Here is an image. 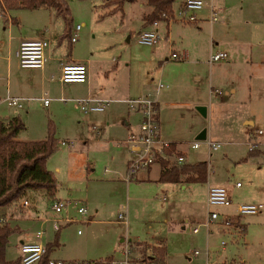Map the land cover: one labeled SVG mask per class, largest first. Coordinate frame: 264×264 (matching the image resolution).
<instances>
[{
  "label": "crops",
  "instance_id": "crops-1",
  "mask_svg": "<svg viewBox=\"0 0 264 264\" xmlns=\"http://www.w3.org/2000/svg\"><path fill=\"white\" fill-rule=\"evenodd\" d=\"M138 1L127 2L131 5L130 8L124 4L123 9L118 11L121 14L120 23L111 20L113 21L112 28L100 32L98 38L95 33L90 36L86 35L85 31L81 32L85 22L79 24L80 28L76 31L74 29L78 24L71 25L70 37H63L65 31L64 21L60 25L57 20L59 16L55 14L54 10L43 6L27 9V11L35 13L32 17L36 19V29L32 30L20 25L17 28L18 33L15 34L12 33L14 30L12 23L17 24L18 19L11 17L9 14L11 10L4 9L1 14L7 16L11 28L6 38L0 40V59L2 61L0 64V82L5 86L4 91L0 92V103L5 104L10 110L6 111L5 108L0 120L6 121L16 115L22 118L20 115L22 111L25 113L23 114L24 117L29 118L34 109L41 107L47 111L46 118L50 119V117L60 113L62 120L69 122L71 120L70 114L75 110L79 113V116L76 118L78 121H73V123L77 131L80 132L79 135L84 132V138L88 137L92 141L108 144L109 146L112 142L117 147L122 148V145L126 144L125 138L128 133L137 129L142 116L139 109L130 108L126 101L148 97L156 101L155 118L162 129V136L172 142V148L184 156V162L186 163H189L187 152L181 148L178 134L173 131L164 132L162 128L161 113H165L167 108L177 109L178 107L191 106L193 111H196L194 110L195 106L202 107V110L197 108V113L203 118L208 116L210 121L213 120L216 112H220L221 117L217 119L221 120L219 129L223 134L244 133L249 136V140L250 137H254V141H248V151L252 146L259 149L257 147L259 142L255 138L257 135L262 134L261 129L257 128V119H264V0H203L204 6L196 12L197 20L195 22H158L157 29L162 35V39L155 45H147L148 48L142 56L132 54L131 34L137 35L141 30L153 28L152 24H144L142 17L146 11H142L131 24L126 21L125 24L123 22L126 12L132 11V5L138 3ZM182 2L183 0H175L174 9H178ZM138 5L144 7V0ZM211 8L217 12L215 21H210ZM16 10L25 9L19 8ZM41 19L43 22H41ZM74 32L77 39L71 42L70 38ZM126 34L129 35L126 43H124L121 39ZM29 38H44L48 41V46L45 49V64L42 69L21 68L19 66L15 52L19 42L22 39ZM216 51L227 52L228 58L210 61V54ZM173 52L183 53L185 55L184 59L175 61L171 58ZM168 59L172 61L174 68L167 69ZM63 63L86 64V81H60V66ZM144 67L147 69L146 72H144ZM166 69L168 70L167 75ZM178 69H184V71L173 74ZM158 82H161L162 86L157 90ZM163 82L165 83L163 84ZM7 95L22 98L20 101L21 106L9 105L5 101ZM41 97L49 98L47 105H44L43 101L39 99ZM86 97L110 101L101 111L85 113L75 99ZM229 118H231L230 121H228ZM22 119L25 122L28 120ZM40 129H43L42 125ZM188 130L191 135L195 136V139L202 140L206 146L207 140L223 143L216 139L212 125L203 128L202 125L195 124L191 125ZM202 131L205 132V138L199 139L198 136ZM64 144L62 143V145ZM192 144L191 149L200 147V143L197 148H192ZM125 148L130 154L127 145ZM259 150L261 151V149ZM210 152L212 151H208V153ZM117 153L122 156L120 160H124L127 171L131 158L128 153L127 155L120 151H117ZM200 161L206 162L203 159H198L195 162ZM160 170L161 165L158 162L145 168L135 169L129 178H126L125 174H120L117 171L113 172L115 174L114 179L126 181L124 185L127 202L125 206H122L124 209L121 208L117 214L115 219L117 224L127 227L128 217L134 213V207L131 206L130 201L132 198H136V195L130 197V191L144 192L151 189L150 193L139 195L155 192L157 198L164 201L168 192L170 195V192L174 194L178 191L179 184H181L179 189L182 191H191L193 189L191 184L203 183L206 187L204 194L207 198L208 186L218 184V179L212 171L208 172L205 182L170 183L159 180ZM114 179L113 181H115ZM30 193L27 192L17 203L13 202L0 207V224L8 222L11 225H17L19 227L18 233L21 234L24 233V229L18 222L22 219L44 223L53 221L58 217L53 212L51 205H49V208L54 215L50 216V219L46 215V211H39L38 207L40 206ZM57 193L56 188L52 196L47 195L45 192L40 194L41 198L53 202L56 199H61L57 197ZM24 200L27 201V205L22 204ZM76 201L85 206L87 214L79 215L74 208H69L68 213L76 218L74 222H92L94 216L98 213L97 208L94 209V212H89L85 202ZM161 206L162 210L163 208L166 209L163 205ZM169 206L171 207L172 203L168 204L167 208ZM23 215L25 216L23 217ZM119 215L124 216L126 223L122 221L123 218ZM236 221L237 223L225 226L226 229L223 230L234 227L242 230L240 220ZM68 224L70 223L62 224L60 229L55 231L52 223L54 235L58 232V245L53 247L52 251L61 246L59 232ZM41 231H43L42 236L37 238L35 233L32 241L43 243L42 240L46 230L42 229ZM77 234L81 235L82 232L77 230ZM136 238V241H133L126 235L119 234L117 239L113 241L112 247L103 251L101 249L99 251L98 249L90 251L85 249L80 250L72 257L61 259L52 256L51 251L50 258L68 262L103 261L128 240L129 242L132 241V247L136 250H138L135 248L137 245L140 247L147 246L146 255L150 259V264L156 263L152 261L153 254L150 247L165 246L163 240L139 241V238ZM26 240L21 239L19 241L18 256L20 255V246Z\"/></svg>",
  "mask_w": 264,
  "mask_h": 264
},
{
  "label": "rangeland",
  "instance_id": "rangeland-1",
  "mask_svg": "<svg viewBox=\"0 0 264 264\" xmlns=\"http://www.w3.org/2000/svg\"><path fill=\"white\" fill-rule=\"evenodd\" d=\"M106 1L66 0L72 25L85 22L81 32L85 31V34L90 36L95 33L98 38L100 32L112 28L113 21L120 23L121 14L119 12L115 15L113 13L102 16L114 7V5L104 6ZM141 1L139 0L138 3L132 5V11L126 12L123 19L124 24L125 21L131 24L142 11L149 9L145 5V1L144 7H139L138 4ZM125 6L130 8L131 5L125 3ZM9 14L18 19L17 24L12 23L14 28L12 33H18L17 28L20 25L32 30L36 29V19L32 17L35 14L33 11L15 9L11 10ZM57 20L60 25L63 24L61 17H58ZM41 22H43L42 19ZM10 28L11 23L8 22L7 16L0 12V40L6 38ZM128 35L126 34L121 41L126 43ZM131 43L133 44L132 54L135 53L138 56H142L148 48L147 45L137 41L136 34H131ZM1 62L0 59V64ZM167 62V69L174 68L170 59ZM167 69L166 75L168 74ZM146 70L144 67V72ZM183 71L184 69H178L173 74ZM162 78L164 77L162 76ZM4 89L5 86L0 82V92ZM5 108L8 111L9 108L0 103V116L4 113ZM197 108L196 106L194 108L196 111H193L191 106L165 109V113H161L162 128L164 132L173 131L178 134L181 148L187 152L189 163L198 159L207 162L208 172H214L218 179V185L225 187L227 196L232 200L233 205L208 207L204 194L206 187L203 183L191 184L193 187L191 191H182L179 189L181 186L179 184L178 187L176 186L178 191L174 194L170 192V195L168 192L164 201L159 200L154 194L155 192L139 195L150 193L151 189L144 192L130 191L129 196L136 195V198H132L130 201L131 206L134 207V213L129 215L127 227L117 224L115 220L118 212L127 202L124 185L126 181H117L113 177L115 176L114 171L125 174L127 177L124 160H120L122 156L117 153L120 151L127 155L126 144L122 145L121 148L111 142V147L108 144L92 141L88 137L84 138V132L79 135L80 132L77 131L73 123V121H78L76 118L79 116L75 110L71 112L69 122L62 120L60 113L50 117L56 127L55 135L58 146L46 160V167L55 173L57 197L83 201L86 203L89 212H94L96 208L98 210L93 218V223L77 221L63 227L59 232L61 246L52 251V256L61 259L72 257L80 250L85 249L87 251L93 249L103 251L112 247L117 235L122 234L133 241H136V237L139 238V241L163 240V244L166 246L165 258L162 262L154 264H206V262L208 264H264V208L256 214L236 216L237 204H264V119H257V128L261 129L262 134L255 138L259 142L257 147L261 149V153L248 157V141H254V137H250L249 140V136L244 133L223 134L219 129L221 120L217 119L221 117L220 112H216L213 120L210 121L208 116L207 118L201 117L197 113ZM46 113V109L39 107L33 110L29 118L26 116L25 118L23 115L25 113L22 111L20 115L28 120L25 122L22 119L26 129L18 135V139L34 138L39 140L44 138L47 134L49 120L46 118ZM222 120L224 121V118ZM230 120L231 118L228 119V121ZM195 124L202 125L203 128L212 125L216 139L223 142L221 147L208 153L204 142L195 139V136L189 133V127ZM41 125L43 129H40ZM207 138L209 137L207 136ZM195 141L200 143V147L191 149V144ZM62 143L65 144L62 145ZM252 148L256 149L253 146ZM128 156L133 157L129 153ZM245 157L247 159L243 160ZM236 182L240 183L239 187L235 186ZM28 192H31V196L37 200L40 206L38 210L46 211V215L50 219V216L54 215L49 208L52 202L41 198L40 193L44 191L36 189ZM170 203L172 206L167 208ZM161 205L166 209L163 208L162 210ZM209 211L214 213V220L213 223L206 226ZM230 214L234 215L235 219L240 220L242 226L245 227L244 231L238 227L223 230L226 229L225 226H228L224 224V218ZM52 223V220L44 223L28 219L20 220L18 224L24 229V233L16 232L9 236L5 251L6 258L9 260L16 259L19 241L28 239L25 242H34L35 240L32 241V239L38 230H46L42 244L45 245L48 241H52L54 239ZM195 227L198 228L197 232H193ZM77 230H80L82 234L78 235ZM222 240L225 241L224 247L221 245ZM133 250L137 255H142L140 251L134 248ZM195 251H197L196 255L194 254Z\"/></svg>",
  "mask_w": 264,
  "mask_h": 264
},
{
  "label": "built area",
  "instance_id": "built-area-1",
  "mask_svg": "<svg viewBox=\"0 0 264 264\" xmlns=\"http://www.w3.org/2000/svg\"><path fill=\"white\" fill-rule=\"evenodd\" d=\"M204 6L203 0H183L182 5L173 13L168 21H179L184 23L195 22L197 20L196 12ZM217 19V12L211 8L210 21ZM157 21L152 23L153 28L144 29L137 33V41L144 45H155L161 39L162 35L157 29ZM80 25H76L74 31L78 30ZM77 35L74 32L71 35V42L76 41ZM48 46V41L44 38H29L22 39L19 42L15 56L21 68L42 69L45 64V49ZM185 55L180 52L171 53V58L175 60L184 59ZM228 58V53L225 51H216L210 54V61H219ZM87 79V66L84 63H63L60 66L59 80L62 82H85ZM162 86L161 82L157 84V90ZM217 91V90H216ZM218 92V91H217ZM47 105L49 98H39ZM22 98L7 95L5 101L9 105L21 106ZM83 112L101 111L105 105L110 101L100 98H80L75 99ZM130 108L139 109L141 112V120L137 125L135 131L129 132L125 138V143L130 154L133 156L127 166V177L129 178L132 172L138 168H145L153 163H158L161 160H171L177 164L185 161L182 154L176 152L172 148V142L162 136L160 125L155 118V103L152 98L144 97L131 99L126 101ZM208 151H215L221 147L220 142L206 141ZM198 142L192 144V148H197ZM236 186L240 183L236 182ZM27 205V201L22 202ZM206 204L210 206H231L232 201L228 198L225 187L218 184H211L208 186ZM51 208L58 216L53 220V228L55 231L60 229L62 224H67L76 221L73 215L68 213L69 208H74L79 215H86L87 209L84 205L76 200H62L56 199L52 202ZM264 208L262 203H241L236 205V216L252 215ZM122 221L126 223L123 215ZM230 216L224 218L225 225H231ZM214 213L209 211L208 221L205 223L209 226L213 223ZM198 228H193V232H197ZM43 231L36 232V237L40 238ZM131 242L126 241L117 251H115L109 258L103 260L105 264H150V259L137 255ZM222 247L225 241H221ZM45 252L44 245L40 241L23 242L20 246V257L23 264L37 263ZM197 254V251L194 252ZM48 264H91L89 261L68 262L60 259L49 258ZM206 264H208L206 262Z\"/></svg>",
  "mask_w": 264,
  "mask_h": 264
},
{
  "label": "trees",
  "instance_id": "trees-1",
  "mask_svg": "<svg viewBox=\"0 0 264 264\" xmlns=\"http://www.w3.org/2000/svg\"><path fill=\"white\" fill-rule=\"evenodd\" d=\"M136 0H107L104 6L114 5L113 9L104 15L113 14L123 9L127 2ZM149 8L143 15L144 24H152L154 21H168L173 15L175 0H144ZM48 7L61 17L65 24L63 37H70L72 20L66 0H0V12L4 9H35ZM13 19H15L13 17ZM25 129V123L18 115L6 121L0 120V207L11 204L23 198L28 191L40 189L52 196L57 188L55 173L46 167V160L54 153L58 146L56 127L51 119L48 120L47 134L40 140H20L18 135ZM261 151L250 149L247 156L260 155ZM247 157L243 158L246 160ZM161 165L159 180L162 182H205L208 174L207 163L200 161L195 163L177 164L171 160L159 161ZM230 223H237L234 216H230ZM241 227H243L241 225ZM245 230V227L242 229ZM19 232L17 225L10 223L0 224V264H23L20 255L13 260L6 258L5 251L9 236ZM58 245V232L51 242L44 245L45 252L35 264H48L53 247ZM133 246V245H132ZM134 248V247H132ZM142 257H146L147 246L135 247ZM152 261L158 263L165 258V246L150 247ZM91 262V261H89ZM91 264H105L102 260Z\"/></svg>",
  "mask_w": 264,
  "mask_h": 264
},
{
  "label": "water",
  "instance_id": "water-1",
  "mask_svg": "<svg viewBox=\"0 0 264 264\" xmlns=\"http://www.w3.org/2000/svg\"><path fill=\"white\" fill-rule=\"evenodd\" d=\"M198 109L202 110L203 108H202V107H199ZM204 133H205V132L202 131L201 134H199L198 138H199V139H203V138H205Z\"/></svg>",
  "mask_w": 264,
  "mask_h": 264
}]
</instances>
